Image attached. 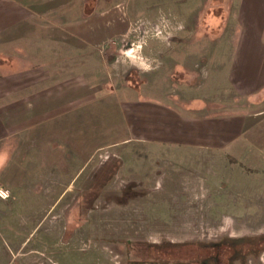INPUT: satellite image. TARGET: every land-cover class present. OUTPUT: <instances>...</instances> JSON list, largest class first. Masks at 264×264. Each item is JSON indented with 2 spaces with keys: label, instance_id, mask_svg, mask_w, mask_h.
Returning <instances> with one entry per match:
<instances>
[{
  "label": "rangeland",
  "instance_id": "obj_1",
  "mask_svg": "<svg viewBox=\"0 0 264 264\" xmlns=\"http://www.w3.org/2000/svg\"><path fill=\"white\" fill-rule=\"evenodd\" d=\"M93 8H120L126 29L85 45L77 60L57 54L44 72L27 45L0 55L5 116L45 80H64L83 96L61 120L52 109L46 125L23 109L7 119L0 185L17 200H0V264H264V119L247 148L229 141L202 149L190 118L172 124L165 112L177 95L200 97L199 116L226 115L229 126L237 112L258 110L233 88L220 108L212 91L226 71L234 84L243 38L242 53L255 58L243 71L263 69L255 55L264 56V0H89ZM187 85L206 86L187 96ZM38 148L46 161L42 154L34 162ZM44 194L66 198L51 205ZM234 241L240 253L232 259L235 249L203 247Z\"/></svg>",
  "mask_w": 264,
  "mask_h": 264
},
{
  "label": "crops",
  "instance_id": "obj_2",
  "mask_svg": "<svg viewBox=\"0 0 264 264\" xmlns=\"http://www.w3.org/2000/svg\"><path fill=\"white\" fill-rule=\"evenodd\" d=\"M87 5H89V0H0V55L4 56V54L11 52L17 56L21 53L20 46L27 45V53L31 56L30 58H33L35 62H43L41 69L44 72H50V62L59 60L54 57L55 55L59 54L62 58L65 56L64 59H75L78 54L84 51L85 45L86 47L103 45L119 34V30L126 29L124 21H122V12L118 10L120 8L107 9L105 11L93 8L87 12ZM245 40L246 38L242 39L237 49L238 55L235 56L239 63L236 67L237 73L234 84L230 81L232 74L228 77V72L226 71L224 75L225 81L218 88V93L215 91L216 89L212 92L213 96L219 95L220 97L219 107L228 109L229 89L233 88L239 93L237 96L241 100L247 99V106L251 107L252 110H256L254 108L257 107V111H253L254 113L252 114L237 112L235 125L229 126L228 120L223 118L226 115H222V117L221 115L215 116L216 119L211 116H199V112L203 111V107L199 106L200 97L184 98L182 95L174 96V107L165 111L170 113V119H175L171 121L172 124L175 123L176 119L190 118L188 119L189 127L192 129L198 127L199 134L197 138L204 142L201 146L199 145L202 149H210L209 147L213 146L214 149L223 150L221 149V144L229 141H234L236 148L242 149L243 143L244 148H247L249 146V144L245 146L247 134L250 133L252 135L255 126L259 124L261 119H264L262 118L264 117V67L260 70L243 71L244 65H248V63L244 64L243 61L255 59L253 54L245 55L242 53ZM64 45L67 47L66 51L62 49ZM255 57L257 59L260 58V61L264 59V56L255 55ZM39 65L41 66V64ZM76 76L78 77L79 75ZM63 82L65 81L63 80L53 85L47 84V80H45L43 86H40L41 88L36 85L33 86L34 88L29 90L27 99L25 97L19 98L14 102L15 105L11 107H17L19 110L10 116L4 115V89L0 87V140L6 133L5 124H9L7 119L16 115L19 116L21 113L20 109H23V111L28 110L29 122L35 124L43 119L45 125L50 120L51 117L49 116H51L52 109L55 107L59 108L60 120L67 116L69 111L77 110L79 105L81 106L83 103L82 92L79 91L77 86L62 84ZM178 85L182 84L178 83ZM204 86L193 87L187 85L185 87L189 90L182 91L183 93L188 92L187 96H189L192 92L201 91L200 88L203 89ZM178 90L180 91V89ZM11 92H16L14 91V85H12ZM68 95H70V98ZM179 103H183L184 106ZM69 108L70 110H68ZM40 114L43 115V118ZM231 127H234L235 132L230 131ZM213 128H218V131L212 132ZM35 129L37 133L34 139L35 141H40V132H38L40 128ZM156 138L146 137V140L158 143ZM254 140L255 138L252 140V144H254ZM211 142L221 147H215ZM41 150V148L33 150L34 162L42 154L44 159L48 156L47 153ZM55 163H58L59 166V161ZM65 164L64 168L66 169L68 167L66 160ZM62 165L61 162L59 170L57 169L60 174L63 169ZM3 168L4 154L3 151H0V174L3 172ZM59 178L60 180L62 179L60 176ZM2 186L8 189L4 185ZM59 188L61 189V186ZM13 189L16 190L17 188L13 187ZM9 192L11 198L12 194L14 195L13 201L17 200L16 193L10 190ZM61 194L57 196L44 194L38 198L46 199L48 204L58 205L63 203L66 198V196ZM0 200L5 202L1 198Z\"/></svg>",
  "mask_w": 264,
  "mask_h": 264
},
{
  "label": "trees",
  "instance_id": "obj_3",
  "mask_svg": "<svg viewBox=\"0 0 264 264\" xmlns=\"http://www.w3.org/2000/svg\"><path fill=\"white\" fill-rule=\"evenodd\" d=\"M227 243V244H226ZM239 244H238V242H230V243H228V242H221L220 244L218 243V244H211V245H204L203 247L204 248H211L212 250H221V249H223V248H225V247H230L231 249V251L233 250V249H235L236 250V247H237V249H238V246ZM230 250H227V251H230ZM239 252V251H238ZM237 252V250L235 251V255H231V258L230 259H232V257L233 258H235V257H238V255H239V253ZM219 259V257H216V258H214V260H218Z\"/></svg>",
  "mask_w": 264,
  "mask_h": 264
},
{
  "label": "built area",
  "instance_id": "obj_4",
  "mask_svg": "<svg viewBox=\"0 0 264 264\" xmlns=\"http://www.w3.org/2000/svg\"><path fill=\"white\" fill-rule=\"evenodd\" d=\"M0 198L2 200H8L11 198L10 192L4 188L2 185H0Z\"/></svg>",
  "mask_w": 264,
  "mask_h": 264
},
{
  "label": "flooded vegetation",
  "instance_id": "obj_5",
  "mask_svg": "<svg viewBox=\"0 0 264 264\" xmlns=\"http://www.w3.org/2000/svg\"><path fill=\"white\" fill-rule=\"evenodd\" d=\"M227 244V243H226ZM210 248V247H209ZM208 249V247H207ZM223 249H227V250H230L231 248L230 247H225ZM222 250V249H221ZM254 263V262H252ZM260 263V262H259ZM200 264H207V261L206 262H200ZM214 264H231V261H224V260H215L214 261Z\"/></svg>",
  "mask_w": 264,
  "mask_h": 264
}]
</instances>
